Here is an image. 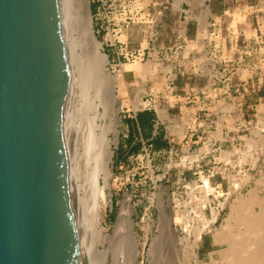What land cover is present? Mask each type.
Instances as JSON below:
<instances>
[{
	"label": "rangeland",
	"instance_id": "374dc122",
	"mask_svg": "<svg viewBox=\"0 0 264 264\" xmlns=\"http://www.w3.org/2000/svg\"><path fill=\"white\" fill-rule=\"evenodd\" d=\"M87 1L89 2L93 31L96 39L102 44L101 52L107 58L106 69L109 73L116 75L120 72L121 65L131 64L134 61L141 64L147 61L154 62V74L142 73L136 75L133 70L123 72L122 77L126 85L125 100L128 98V101H134L138 97L139 100L145 101L154 95L160 97L170 83L178 89H182L186 85L202 87L211 84L214 80L216 82L220 80L221 83L218 84L221 86L229 83V85L240 87L236 97L237 101L243 103V105L237 109L238 117L233 122L235 130L231 132V135L235 137L240 151H248L249 155L246 153L238 155L240 160L247 163L244 166V168L249 169L247 177L243 179L240 178L242 175L232 173L230 175L226 174L224 178H220L221 175L215 178L214 181L222 185L224 194L228 192V176L237 177V183L241 181L239 183L241 187L235 193H231L212 228L208 227L206 230L209 232L203 233L202 237L196 242L194 246L196 262L192 256L183 259L185 264H222L218 252L225 249L226 244L213 241V230H219L224 225V220L230 213L233 201L238 196L245 197L249 191L254 190L264 205V105H261L264 104V95H262L264 92V0H243V4L246 3L248 9H241L238 12L240 18L233 21L232 17L227 15L221 18L222 27L217 32L219 34L218 39H221L220 42L224 45L222 49L214 50V45H212L206 48L205 55H201L199 54L201 49L199 43L194 42L187 47L180 43L176 46L165 45L161 48V53L158 56L154 49L156 42L152 14L144 15L145 19H148L144 29H139L135 24H132L134 19L140 17L139 14L134 13L135 7L139 5L138 1ZM127 25L130 26L127 28ZM238 26H241V29ZM126 29L127 33L125 35H127L128 40L125 45H122L120 42L124 41V36L119 40L117 37L123 35ZM207 34V31H205V34L200 32L199 39L207 38ZM139 35L141 36L140 39ZM145 35L148 36L149 41L143 40L141 43V38ZM218 42L217 40L216 43L214 41L212 44H218ZM121 48H127V51H130L131 54L123 52L120 55ZM189 49H196L197 53L193 57L187 54L183 57L184 51L187 52ZM165 52L169 54L167 57ZM175 53L179 56L171 58ZM224 59L231 60L230 63L234 65L236 72L224 76L218 70L221 60ZM156 84L161 86L159 90L154 89ZM243 87L246 90L241 89ZM73 89L76 91L75 86ZM118 101L119 99H117L115 105L117 118L116 139L114 133L109 134L112 151L109 164L111 176L108 181L110 184L106 188L107 190L105 189L108 204L102 212L101 227L105 229L104 233L109 236L114 233L120 215L121 201L125 199L124 194L128 195L127 204L131 209L133 234L140 250L136 264H154L146 251H148L150 241L160 235L158 230L160 211L155 197L159 193L160 187L165 188L162 197L164 208L167 209L168 198L171 199L173 194L178 198H184V189L174 183L177 174L175 170L165 172L166 156L163 158L150 156V163L140 156L141 141L143 140L146 145H151V139L144 140L138 135L137 141L141 145L138 153L128 156L126 161L116 163L115 155L120 145L123 149H126L125 140L128 136L126 119H133L135 117L134 113L139 112L141 108L134 110L129 104L119 108ZM174 112L175 110H171L172 114ZM148 149L152 152L161 150H155L152 145ZM185 175L189 177L190 174L185 173ZM199 194L202 195V192H197V195ZM225 197L227 198L225 195L222 196V202H224ZM209 199L214 202L213 197H209ZM192 207L191 216H199V200L193 201ZM255 210L258 212L260 207L256 205ZM204 218L207 219L205 216ZM105 248H107L106 244L97 247L99 252ZM96 255L98 256L99 253L97 252ZM159 259L161 264L165 263L163 256ZM110 261L109 254L108 262L110 263Z\"/></svg>",
	"mask_w": 264,
	"mask_h": 264
},
{
	"label": "bare ground",
	"instance_id": "6f19581e",
	"mask_svg": "<svg viewBox=\"0 0 264 264\" xmlns=\"http://www.w3.org/2000/svg\"><path fill=\"white\" fill-rule=\"evenodd\" d=\"M62 19L69 67L64 107L65 143L71 169V202L77 226L80 263L136 264L140 250L133 234L128 195L124 194L125 199L121 201L118 223L111 236L104 233L101 221L102 212L108 204L105 189L110 184L109 164L112 156L109 134L114 133L116 139L117 99L119 108L129 104L135 110L146 105L138 97L134 101L125 100L126 85L122 74L127 70H133L136 75L154 74V62L124 64L118 74L112 75L106 69L107 58L101 52L102 44L95 37L87 0H62ZM202 32L205 34V30ZM160 87L156 84L154 89L159 90ZM222 156L226 157L227 153ZM199 178L203 182L202 187H197L196 182L187 184L186 200L168 198L167 209L162 197L165 188L160 187L155 197L160 211V235L150 241L146 251L152 263L161 264V256L165 258L164 264H185L183 259L189 256L196 262V242L208 231V227L212 228L232 192L230 188L227 198L221 202L218 200L221 189L212 187L202 174ZM197 192H202V195H197ZM209 195H212L214 202H218L217 205L209 199ZM195 200L200 202V215L192 217V202ZM256 205L260 207L258 212ZM263 206L254 190L233 201L224 225L219 230H213V241L226 244V248L218 252L222 264H264ZM206 207L210 210L209 219L204 218ZM104 244L107 248L99 252L98 245Z\"/></svg>",
	"mask_w": 264,
	"mask_h": 264
},
{
	"label": "water",
	"instance_id": "95a60500",
	"mask_svg": "<svg viewBox=\"0 0 264 264\" xmlns=\"http://www.w3.org/2000/svg\"><path fill=\"white\" fill-rule=\"evenodd\" d=\"M68 83L62 0H0V264H81Z\"/></svg>",
	"mask_w": 264,
	"mask_h": 264
},
{
	"label": "built area",
	"instance_id": "2783aa9c",
	"mask_svg": "<svg viewBox=\"0 0 264 264\" xmlns=\"http://www.w3.org/2000/svg\"><path fill=\"white\" fill-rule=\"evenodd\" d=\"M220 40L214 45V50L222 49L224 46ZM230 62L231 60L224 59L219 64L218 70L224 76L236 72L234 65ZM218 83L221 81L214 80L211 84L202 87L186 85L182 89L170 83L160 97L154 95L143 101L146 105L139 110V112L148 111L154 114L151 137L161 135L166 143L165 149L152 152L148 149L151 145H146L142 140L140 156L147 159L149 163L150 156L162 158L166 156L165 172L175 170L177 174L174 183L184 189V198H178L173 194L170 200L174 197L185 200L188 183L196 182L197 187H202L203 182L199 178L202 174L217 190L220 187L221 196L218 200L222 202V196H227L230 188L231 193H235L241 187L239 184L241 181L237 183V177L228 176V192L224 194L222 185L214 181L215 178L219 175H221L220 178H224L226 174L232 173L242 175L240 178L243 179L247 177L249 169L244 168L247 163L240 160L238 155L248 153V151H240L235 137L231 135V132L235 130L233 122L238 117L237 109L243 105L237 101L236 97L240 87L229 85V83L221 86ZM241 89L246 90L245 87ZM171 110L175 112L172 114ZM223 153H227V156L223 157ZM185 173H189V177ZM209 197L212 198L211 195ZM217 203L215 201L214 205ZM205 210L204 216L209 219L210 211L208 208Z\"/></svg>",
	"mask_w": 264,
	"mask_h": 264
},
{
	"label": "crops",
	"instance_id": "0c3cea01",
	"mask_svg": "<svg viewBox=\"0 0 264 264\" xmlns=\"http://www.w3.org/2000/svg\"><path fill=\"white\" fill-rule=\"evenodd\" d=\"M138 6L135 7L134 13L139 14L140 17L133 20L132 24L144 29L145 23L148 19H145L144 15L152 14V22L154 25V37H155V51L158 56L161 53V48L165 45L176 46L183 43L185 47L199 43L201 49L199 54L205 55L206 48L211 47L212 42L219 41L218 29H221V18L225 15L232 17V21L236 18H240L238 12L241 9H248L246 3L243 4V0H136ZM203 22V23H202ZM202 25V26H200ZM130 25H127V28ZM232 27V25H231ZM241 29V26H238ZM203 29V30H202ZM233 29V27H232ZM207 31V38L199 39L200 32ZM234 30V29H233ZM119 35L118 40L124 36V41L120 42L125 45L128 37L125 35L127 29ZM203 33V32H202ZM139 35V39H140ZM149 41L147 35L141 38L142 41ZM141 45V44H140ZM120 55L123 52L131 54L127 51V48H121ZM141 50V49H139ZM134 53V52H133ZM197 53L196 49H189L185 54L190 57ZM140 54V53H139ZM166 57L169 55L165 52ZM179 55L175 53L171 58H177ZM187 56V57H188Z\"/></svg>",
	"mask_w": 264,
	"mask_h": 264
},
{
	"label": "trees",
	"instance_id": "16d2710c",
	"mask_svg": "<svg viewBox=\"0 0 264 264\" xmlns=\"http://www.w3.org/2000/svg\"><path fill=\"white\" fill-rule=\"evenodd\" d=\"M262 95H264V92ZM153 119L154 114L148 111L137 112L133 119H126L128 125V136L125 140L126 149H123L120 145L115 155L116 163L126 161L128 156L138 153L141 147L140 142L137 141L138 135L144 140L151 139L150 144L155 150L166 148V143L162 140L161 135L151 137Z\"/></svg>",
	"mask_w": 264,
	"mask_h": 264
}]
</instances>
